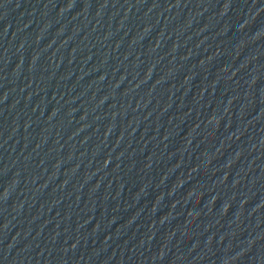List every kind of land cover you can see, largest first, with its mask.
Returning <instances> with one entry per match:
<instances>
[{"label":"water","instance_id":"obj_1","mask_svg":"<svg viewBox=\"0 0 264 264\" xmlns=\"http://www.w3.org/2000/svg\"><path fill=\"white\" fill-rule=\"evenodd\" d=\"M0 264H264V0H0Z\"/></svg>","mask_w":264,"mask_h":264}]
</instances>
